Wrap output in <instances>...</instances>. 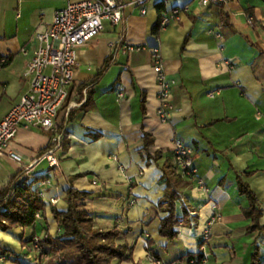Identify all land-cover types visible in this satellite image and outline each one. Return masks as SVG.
<instances>
[{
	"label": "crops",
	"instance_id": "1",
	"mask_svg": "<svg viewBox=\"0 0 264 264\" xmlns=\"http://www.w3.org/2000/svg\"><path fill=\"white\" fill-rule=\"evenodd\" d=\"M120 2L122 23L106 25L96 50L78 51L75 80L59 115L63 145L57 146L52 132L21 126L0 154V190L33 164L48 178L41 186L46 201L57 199L53 205L66 206L70 186L87 192L84 206L95 227L121 232L116 244L126 246L130 258L119 264H189L182 259L199 252L206 260L196 264H251L258 242L264 252V231H247L252 218L243 210L250 201L240 193L238 175L258 196L264 225V0L221 6L193 0ZM67 5L68 0H0V120L30 89L25 71L38 46L37 28L51 24ZM174 8L181 9L180 19L161 22L155 34L156 24ZM24 47L29 55L22 53ZM159 62L173 91L168 120L159 113L154 69ZM145 133L152 140L148 151ZM176 138L193 148L198 174L181 190L196 218L193 225L178 226L179 237L170 241L160 234L167 215L160 208L166 189L161 178L167 162L176 165ZM43 150L44 155L53 151L56 167L42 157ZM51 206L47 218L32 227L0 228V264H58L36 245L37 237L60 232Z\"/></svg>",
	"mask_w": 264,
	"mask_h": 264
},
{
	"label": "built area",
	"instance_id": "2",
	"mask_svg": "<svg viewBox=\"0 0 264 264\" xmlns=\"http://www.w3.org/2000/svg\"><path fill=\"white\" fill-rule=\"evenodd\" d=\"M203 6L229 5L236 0H193ZM124 4L120 0H68L65 8L56 11L53 22L37 28L34 39L38 46L31 55L25 76L30 80V89L20 101L0 120V154L8 151L11 141L16 137L21 126L38 127L54 133L57 146H62L64 132L60 129L59 115L69 97V88L74 83L78 68V51H94L98 47L99 37L106 25L118 26L123 21ZM146 14L147 9L142 8ZM180 8H174L171 15L162 20V25L180 19ZM254 24V18L249 17ZM22 53L29 55L24 47ZM154 57L159 58V49H152ZM160 91L159 113L163 120H168L171 111L172 85L163 73V64L155 65ZM124 89L119 96L124 97ZM174 150L179 170L183 177H195L198 169L194 164L193 148L182 139L174 140ZM11 158L18 162L23 159L18 153L10 152ZM49 160L51 167L58 165V159L51 150L42 156ZM22 169L30 174L34 165ZM202 182V181H201ZM56 203L57 199H52Z\"/></svg>",
	"mask_w": 264,
	"mask_h": 264
},
{
	"label": "trees",
	"instance_id": "3",
	"mask_svg": "<svg viewBox=\"0 0 264 264\" xmlns=\"http://www.w3.org/2000/svg\"><path fill=\"white\" fill-rule=\"evenodd\" d=\"M158 8L162 12L161 5ZM161 22L162 20L154 27L155 34L160 32ZM143 111H146L145 103ZM73 119L74 115L71 114L69 120ZM145 137V150L148 151L152 140H149L148 133H145ZM46 150L42 151V155ZM162 169L161 181L166 184V189L160 202V208L167 215L162 219L160 234L173 241L180 234L177 227L193 225L196 218L193 205L185 199L181 190L185 180L192 176L183 177L177 160L176 165L167 162ZM43 176L38 174L35 169L30 174H26V171L21 169L11 178L9 184L0 190V206L3 207L0 210V228L2 230L32 227L38 220L47 218L48 208L52 205L51 213L60 227V232L57 235L49 234L43 239L36 238L37 249L42 255L51 252L53 256L57 257L58 264H119L130 258L127 254V247L116 244V238L121 234L118 227L107 229L95 227L94 217L84 206V200L89 196L87 192L70 186L65 190L66 206L53 205L52 202L46 201V195L42 190L41 183L48 179H44ZM238 183L240 193L246 195L250 201V207L243 210L246 217L252 218V223L248 226L247 231L250 233L264 231V225L261 223L263 209L258 196L241 175H238ZM149 251L155 259H159L152 248ZM2 252L9 254L7 249H2ZM182 260L189 264H196L204 262L206 257L201 252L188 253ZM263 263L264 252L261 243L258 242L252 255L251 264Z\"/></svg>",
	"mask_w": 264,
	"mask_h": 264
}]
</instances>
